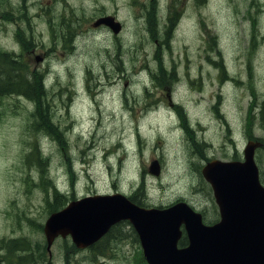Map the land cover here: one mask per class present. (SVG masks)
<instances>
[{
  "label": "rangeland",
  "instance_id": "374dc122",
  "mask_svg": "<svg viewBox=\"0 0 264 264\" xmlns=\"http://www.w3.org/2000/svg\"><path fill=\"white\" fill-rule=\"evenodd\" d=\"M104 12L122 36L93 29ZM0 48L48 86L41 103L0 96V241L44 242L54 185L76 197L143 185L148 205L182 198L211 222L200 169L264 139V0H0ZM256 159L264 178V149ZM102 243L60 238L44 264H147L128 226Z\"/></svg>",
  "mask_w": 264,
  "mask_h": 264
},
{
  "label": "water",
  "instance_id": "95a60500",
  "mask_svg": "<svg viewBox=\"0 0 264 264\" xmlns=\"http://www.w3.org/2000/svg\"><path fill=\"white\" fill-rule=\"evenodd\" d=\"M116 31L119 25L108 21ZM250 140L243 160L213 159L202 168L211 183L221 219L206 224L200 211L185 201L167 207H145L120 192L71 200L52 212L44 225L48 248L58 235H71L78 247L97 241L121 219L132 222L149 264H264V186L259 179ZM150 171L159 174L152 161ZM185 228L188 245L178 247Z\"/></svg>",
  "mask_w": 264,
  "mask_h": 264
},
{
  "label": "trees",
  "instance_id": "16d2710c",
  "mask_svg": "<svg viewBox=\"0 0 264 264\" xmlns=\"http://www.w3.org/2000/svg\"><path fill=\"white\" fill-rule=\"evenodd\" d=\"M15 60L16 59H13V56L9 53L0 51V96L10 93H24L26 95L34 93L35 95L40 96V94L44 92L42 81H40L39 79H33L32 75L25 72H23L22 74L16 67L14 62ZM40 124L45 128L47 127L46 129H48V131H57V128L51 121L40 122ZM140 187L141 188H138V190L136 189V191L132 195V199L139 204H145V199L142 196L143 185H141ZM68 194L69 193H63L59 191L58 188L54 185L51 188V192L49 194L47 193L46 196L48 212L51 213L62 208L69 200L76 197L74 194H72L71 196H69ZM12 244L16 245V248L13 250V252L23 250L30 254L37 251L36 246H32L25 239H4L0 241V247L2 250L9 249ZM19 257L20 259L23 258V256L21 255H19Z\"/></svg>",
  "mask_w": 264,
  "mask_h": 264
},
{
  "label": "flooded vegetation",
  "instance_id": "af4514ba",
  "mask_svg": "<svg viewBox=\"0 0 264 264\" xmlns=\"http://www.w3.org/2000/svg\"><path fill=\"white\" fill-rule=\"evenodd\" d=\"M101 29L100 30H104V31H107L108 30V27L106 25H101L100 26ZM12 257H11V261L8 262L7 261V257L10 256V254L8 252H4L3 254L0 253V264H29L28 263V258L27 257H24L22 259L19 258V255L17 253H13L11 254ZM32 258H34V253H31L30 254ZM48 256L51 258L52 257V252L48 254ZM49 258V260H51ZM38 263L36 264H41V262L45 263L46 261H41L39 263V260H37ZM35 264V263H34Z\"/></svg>",
  "mask_w": 264,
  "mask_h": 264
},
{
  "label": "bare ground",
  "instance_id": "6f19581e",
  "mask_svg": "<svg viewBox=\"0 0 264 264\" xmlns=\"http://www.w3.org/2000/svg\"><path fill=\"white\" fill-rule=\"evenodd\" d=\"M173 128V127H172ZM174 129V128H173Z\"/></svg>",
  "mask_w": 264,
  "mask_h": 264
}]
</instances>
